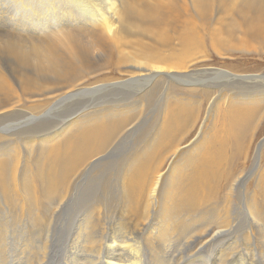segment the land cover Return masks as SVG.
I'll return each instance as SVG.
<instances>
[{
    "label": "bare ground",
    "instance_id": "bare-ground-1",
    "mask_svg": "<svg viewBox=\"0 0 264 264\" xmlns=\"http://www.w3.org/2000/svg\"><path fill=\"white\" fill-rule=\"evenodd\" d=\"M35 2L0 0V122L27 163L0 142V264H264V77L195 74L172 48H202L189 12L213 10L229 35L205 29L214 51L252 49L263 0Z\"/></svg>",
    "mask_w": 264,
    "mask_h": 264
},
{
    "label": "rangeland",
    "instance_id": "rangeland-1",
    "mask_svg": "<svg viewBox=\"0 0 264 264\" xmlns=\"http://www.w3.org/2000/svg\"><path fill=\"white\" fill-rule=\"evenodd\" d=\"M36 1L37 2H35V4H38L40 0H36ZM263 2H264V0H263ZM60 6H62V4H60V5L55 4L53 6H50L49 9L52 10L54 7H60ZM38 9L42 10V8H38ZM185 13H186V11L180 10V15L182 17L175 19V21H176L175 27L178 30H181L183 28V25H184L183 24V22H184L183 15H185ZM189 13H190V16H192L194 18L195 25L199 28L201 36L205 39V44L202 48H200L198 50H188L185 47H181L179 45V42H178V36L179 35L174 34L173 39H174L175 45H172V48H175L176 50H178V52L185 53L186 54L185 59L188 60V62H193V61L198 59L197 62L195 61L193 64L190 65V66H193L191 68V70L194 71L193 73L196 74L199 71H202V69H206V68H208V69L218 68V69H222V70L227 71L228 73H231L234 75H257L259 77H264V42H263L264 39L263 38H259L257 40L258 43L255 41L256 43L252 44L251 47L252 46L253 47H252V49H249V50H239V51L235 50V51L227 52V51H224L223 49L220 48L219 49L220 53H222L224 55L219 56L217 54V52H219V51L215 52L213 49V47H214L213 44H215L216 42L209 40V38L207 36L208 34L205 32V29L212 26L216 30L217 34L220 36V38L222 40H224V39L227 40L229 38V35L226 32V29H224V25L227 23L226 17L223 16L222 13L217 15V13L215 11L213 12V10H212L208 21L202 24L199 22L197 16L195 15V13L192 10ZM239 16L240 15L238 13H235L236 19H239ZM218 18H220V21H218ZM262 26L264 27V24ZM0 28H2V27H0ZM114 54H115V52H114ZM203 55H205L207 57L202 59ZM111 56L112 55L110 53L108 60L111 59ZM92 59H93V62L95 63L94 58H92ZM99 59L101 60L102 57H99ZM173 64L176 65L178 63H173ZM105 73H106L105 70H102V71L98 72L96 75H94V77H100ZM193 79L199 80V77H197V78L194 77ZM184 80H186L188 82L196 81V80L187 79V78H184ZM176 81L177 80L172 82V86H175L176 91H178V92L195 91L194 87H196V86H193V87H190L189 85L183 86L182 84L180 85ZM262 81H263V79H262ZM157 82H158L159 86L162 87V91H161L162 94L166 93L168 88L171 87V86H169V84L166 81H163L162 79L158 80ZM229 88L231 91L237 92L242 87H240V86L238 87L237 84L235 85L233 83V85L229 84ZM16 89L17 88H15V90ZM242 90H244V89L242 88ZM219 91L220 90L217 88L216 94H215L216 96L219 94ZM220 93H221V91H220ZM223 93H225V91H223ZM191 95H195V94H191ZM96 97L98 99H100L99 93L96 95ZM21 106H23V108L18 107V109H23L26 112H33V113L35 112V110L33 108H31L29 104L21 105ZM38 109L40 110L41 108H38ZM90 111H88L87 113H89ZM20 125L21 124L17 125V127ZM35 125H37V124L35 123L34 125H31L30 127L35 126ZM142 125H140L138 128L140 129V127ZM0 130L3 132V133H0L1 144H4L6 147H7V145L12 146V147H14V150L15 149L18 150V154L16 156H14V154L9 151V154H10L9 159L11 160L14 156L15 159L17 160L16 161V165H17L16 168H18L19 170H23V171L26 170L27 169V163L19 158L20 154L22 155L24 152H26V149H24V146L22 144L23 138L16 135V134L13 135V133H5L4 125L1 122H0ZM135 135L137 136V132ZM255 136L258 137V139H259L258 140L259 143L256 146L257 149L259 148L258 147L259 144H262L260 152L258 153V157L260 156V158H258L256 156V159H257L256 160V167H260V164L264 165V160L261 161V158L264 156L263 155L264 154V120L263 119L261 120V123H259L257 126V131L255 132ZM131 139H132V137L129 138L126 136L124 142L121 143L118 147H116L117 150L114 154H116V156H117V155H120L123 153H128L130 151V142L132 141ZM3 140H5V142ZM253 156H254V154H253ZM33 159H35V156H31V160H33ZM253 159H254V157H253ZM250 163L251 162H249L248 164H250ZM252 165L253 164L249 165L248 169H246V172H250ZM103 209H104V212H105V210H106V212L102 215L101 218L106 217L105 220L112 219L113 218L112 216H114L113 208L111 206H109V204H107L106 208L103 207L101 209V211ZM109 210L111 211V213ZM112 211H113V213H112ZM240 234L241 233H238L236 236H238Z\"/></svg>",
    "mask_w": 264,
    "mask_h": 264
}]
</instances>
